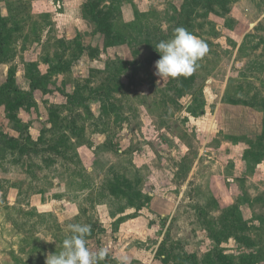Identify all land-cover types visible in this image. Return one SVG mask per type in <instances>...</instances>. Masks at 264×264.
Wrapping results in <instances>:
<instances>
[{
    "label": "rangeland",
    "instance_id": "374dc122",
    "mask_svg": "<svg viewBox=\"0 0 264 264\" xmlns=\"http://www.w3.org/2000/svg\"><path fill=\"white\" fill-rule=\"evenodd\" d=\"M207 1L0 0V264H45L69 223L101 264H164L162 240L264 264V0ZM177 27L208 52L160 79Z\"/></svg>",
    "mask_w": 264,
    "mask_h": 264
},
{
    "label": "clouds",
    "instance_id": "9594fccd",
    "mask_svg": "<svg viewBox=\"0 0 264 264\" xmlns=\"http://www.w3.org/2000/svg\"><path fill=\"white\" fill-rule=\"evenodd\" d=\"M155 50L160 58L155 62L154 74L160 79L192 75L199 66L198 61L208 52L206 43L184 27L175 28L172 38L159 41ZM66 231L69 235L62 241L61 250L47 255L45 264H101L108 258L109 248L92 251L87 246V237L92 231L90 224L69 223ZM113 259L117 264H130L126 255Z\"/></svg>",
    "mask_w": 264,
    "mask_h": 264
},
{
    "label": "trees",
    "instance_id": "16d2710c",
    "mask_svg": "<svg viewBox=\"0 0 264 264\" xmlns=\"http://www.w3.org/2000/svg\"><path fill=\"white\" fill-rule=\"evenodd\" d=\"M226 1L227 0H208L207 2H209V4L211 2L223 4ZM93 17L94 19L96 18L97 20V16H93ZM98 28L99 30L102 31V25L100 23H98ZM152 55L155 57V59L158 58L156 50L152 51ZM32 88H34V86H32ZM7 92H8V89L7 88L4 89V86L0 88V94L2 96H5ZM13 93L18 94L16 95L18 96V99L22 96L29 95V93L18 91L17 88L13 89ZM92 93L99 95L97 89L93 90ZM91 94H88V96H86L79 89H76L74 93L68 95L67 98L70 103H73V102L82 103V102H85ZM10 107L13 108L15 107V105L10 102H6V108L9 110ZM49 148L56 151V148L54 146H49ZM125 217L127 216L125 215L120 216L118 220H116L117 221L116 223L121 222L123 219H125ZM155 257L160 258L161 262L164 264H234L233 258L229 254H225L218 249H214L213 251H211V253L206 254L202 259H198L197 255L193 253L190 254L184 251L180 247V244L171 243V242H168L167 240H162V242L160 243L158 247V250L155 253Z\"/></svg>",
    "mask_w": 264,
    "mask_h": 264
}]
</instances>
